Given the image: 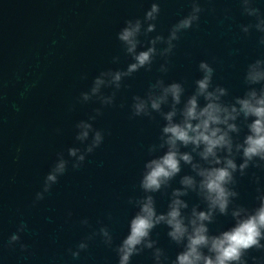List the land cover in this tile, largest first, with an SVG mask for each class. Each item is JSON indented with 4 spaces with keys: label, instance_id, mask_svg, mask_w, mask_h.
<instances>
[{
    "label": "water",
    "instance_id": "water-1",
    "mask_svg": "<svg viewBox=\"0 0 264 264\" xmlns=\"http://www.w3.org/2000/svg\"><path fill=\"white\" fill-rule=\"evenodd\" d=\"M153 2L0 0V264H117L113 248L128 234L129 220L137 211L128 201L144 195L139 181L144 162L151 158L148 146L158 143L164 123L157 113L152 119L132 117V97L144 96L149 85L162 78L166 83H183L186 98L202 75L201 61L215 69L213 84L229 90L226 101L243 95L247 65L264 58L261 34L253 29L246 35L240 27L255 20L242 13L239 0H200L204 11L198 24L180 34L170 56H157L150 71L141 69L126 78L113 105L102 107L95 99L80 101V94L90 89L101 71L122 70L132 62L116 34L125 20L143 19ZM156 2L161 12L149 37H167L172 25L191 11V0ZM256 6L264 12V0H257ZM140 39L146 47L147 38ZM114 57H119L118 62H113ZM166 61L168 71L162 73L159 68ZM102 91L110 95L113 89ZM97 108L102 115L92 123L104 132V141L79 169H73L67 149L84 148L75 140V124L94 115ZM60 152L70 160L67 172L43 200L34 203ZM253 173L260 178L259 185ZM184 174H191L188 166H183L180 176ZM180 176L171 182L172 188L180 186ZM237 180L240 195L235 203L256 207V189L264 187V171L250 168ZM166 191L154 194L158 212L167 210L171 188ZM184 199L189 208L193 204L205 207L195 193ZM84 219L87 225L81 224ZM21 222L28 226L20 233L27 245L23 251L18 244L7 246ZM233 223L230 215L217 216L209 228L216 233ZM103 226L113 235V248L96 235L73 259L69 249L75 251L80 241ZM166 232L159 226L152 238L175 259L181 248ZM132 264H153L151 251L134 256ZM248 264H264V253L252 250Z\"/></svg>",
    "mask_w": 264,
    "mask_h": 264
},
{
    "label": "clouds",
    "instance_id": "clouds-1",
    "mask_svg": "<svg viewBox=\"0 0 264 264\" xmlns=\"http://www.w3.org/2000/svg\"><path fill=\"white\" fill-rule=\"evenodd\" d=\"M239 2L242 13L255 20L241 25V31L247 35L254 29L261 34L259 44L264 46V12L256 6L257 0ZM203 11L200 0H191V11L172 25L167 37L160 34L149 37L156 31L155 21L161 12L156 0L143 19L125 20L116 39L132 62L122 70L101 71L90 89L80 94V101L86 103L95 99L102 107L113 105L122 82L141 69L150 71L157 56H170L176 47L174 42L180 39L182 32L198 24ZM141 36L147 38L146 47L142 45ZM158 45L164 47L158 48ZM142 47L143 50H138ZM118 60L119 57L113 58L114 63ZM159 70L168 71L167 61ZM198 70L202 75L194 81V89L186 98L183 83H166L162 78L150 84L144 96L132 97V117L152 119L153 113H157L164 121L158 143L148 146L151 158L144 162L139 181L144 195L129 198V204L137 211L129 220L128 234L118 245L113 248V235L103 226L98 233L80 241L75 251L69 249L73 259L79 258L80 252L88 248L87 241L96 235L102 237L107 247L113 248L117 264H132V258L145 250L151 251L153 264H248L252 250L264 253V187L256 189V207L235 203L240 195L236 190L237 176L244 177L250 168L264 171V58L247 65L243 77L246 89L242 96L230 101L224 99L229 96V90L213 84L215 69L207 61H201ZM105 88L113 89L110 95L104 94ZM100 115L101 108H97L94 115L75 124V140L84 148L67 149L73 169H79L87 156L103 143L104 132L94 128L92 123ZM16 151L19 153L21 149ZM158 152L162 154L154 155ZM15 160H19V155ZM70 160L65 159L63 152L57 153L41 191L35 194L34 203L50 193L52 186L67 172ZM183 166H188L191 174L180 176ZM177 176H180V186L172 188L171 182ZM253 178L259 185L260 178L255 173ZM169 188L167 210L158 212L154 194H168ZM189 193H195L205 207L201 209L199 204H193L189 208L184 199ZM229 215L234 221L232 226L212 233L209 225L216 223L217 216ZM81 224L87 225L88 220H82ZM159 226L167 228L169 240L181 248L175 259H170L158 246V240L152 238L153 230ZM27 227L21 222L10 235L7 246L18 244L22 251L26 250L20 233Z\"/></svg>",
    "mask_w": 264,
    "mask_h": 264
}]
</instances>
